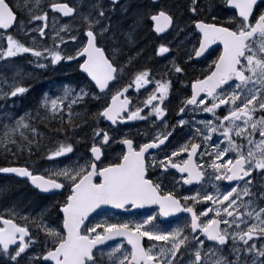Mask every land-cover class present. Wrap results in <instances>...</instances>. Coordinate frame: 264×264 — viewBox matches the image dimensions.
I'll return each instance as SVG.
<instances>
[{
	"label": "snow or ice",
	"instance_id": "obj_1",
	"mask_svg": "<svg viewBox=\"0 0 264 264\" xmlns=\"http://www.w3.org/2000/svg\"><path fill=\"white\" fill-rule=\"evenodd\" d=\"M73 61L84 82L15 112ZM0 156L53 197L0 209V264H264V0H0Z\"/></svg>",
	"mask_w": 264,
	"mask_h": 264
},
{
	"label": "flooded vegetation",
	"instance_id": "obj_2",
	"mask_svg": "<svg viewBox=\"0 0 264 264\" xmlns=\"http://www.w3.org/2000/svg\"><path fill=\"white\" fill-rule=\"evenodd\" d=\"M13 2L16 3V0H13ZM166 2L169 4H173V3L179 2V0H166ZM21 3H22V0H21ZM156 44H158V41L152 40L151 43L148 44V48H147L145 55H148L149 53H151L153 45H156ZM181 55H183V53H181ZM144 63L145 62H144L143 58H141L140 62L137 64V67L144 66ZM163 64L161 62H158L157 59L155 58V59L151 60V62L148 64V66L153 67V69H155L154 66H156L158 71L163 73L164 72ZM67 65L78 67L74 61L70 62V63H62L61 64V66H67ZM194 67H195L196 72H198L199 68L202 67V65H195ZM55 70L57 71V68H55ZM187 73H188V77H192L194 75V69L192 67H189L187 69ZM69 81L72 84H75L74 81L79 84V83H81V77H80V75L71 76L70 80H68L67 82H69ZM185 83H187V79L185 80ZM185 91L186 90L180 89L179 86H177L176 89L174 90L173 96L171 97L172 103H171L170 107H171L172 111L169 114V119H170V122H172V123H174L175 120L177 119V116L175 115L176 110L178 108V100L176 99V96L180 95L182 92H185ZM91 106H95V104H92ZM200 118H210V117H208V114H204V116H202ZM144 126H145V122H136L134 124H130L128 127L135 129V128H143ZM181 138H182V134H181V136L177 137V140H179ZM172 143L176 144V141L174 140ZM118 151H119V146H117V152ZM115 154L116 153L114 152L113 156H115ZM162 155L163 154H161V156ZM34 161H36L35 157H34ZM36 165L37 166H46V163L43 160H40L38 163H36ZM21 186H23L22 190L24 192H26V196L30 197L29 200L31 201L33 207L34 206H40L41 204L49 203L53 199V197L50 198V197H45V196H42L43 198L40 199V197L37 194H35L33 190L29 189L27 186L24 187V185H22V184H21ZM192 187L194 188L196 186L193 185ZM181 191H185V194H187L186 188L181 189ZM55 199H62V197L57 196V197H55ZM115 212L120 213V211H115ZM151 212H152V209H149L147 211H132L131 214L121 213V218L141 219L144 214H149ZM209 215H211V213Z\"/></svg>",
	"mask_w": 264,
	"mask_h": 264
},
{
	"label": "rangeland",
	"instance_id": "obj_3",
	"mask_svg": "<svg viewBox=\"0 0 264 264\" xmlns=\"http://www.w3.org/2000/svg\"><path fill=\"white\" fill-rule=\"evenodd\" d=\"M18 2H21V0H18ZM29 66L30 65H28V64H26L25 65V68L27 69V68H29ZM32 66V65H31ZM43 72V71H42ZM41 72V73H42ZM41 73L39 74V77H40V79L42 78L41 76ZM50 77L51 76H47L46 77V79H45V81H47V79L49 80L50 79ZM53 77V76H52ZM54 78V77H53ZM39 79V80H40ZM39 84V82L37 81L36 83H35V85H38ZM39 86H42V85H39ZM33 100V102L36 104V101H37V98H34V99H32ZM34 104V105H35ZM33 105V106H34ZM32 105H31V103H30V101H29V107L30 108H32L33 107ZM96 108V105L95 106H93V109H95ZM26 110H28V107L27 108H25V111ZM17 114H20V112H18V111H15ZM22 113V112H21ZM2 157V156H1ZM2 159H4V158H2ZM4 185H6V186H9V188L11 189L10 190V192H9V194H8V200H6V201H4V202H2V203H0V209H2L7 203H9L10 201H14V200H16V199H18V198H22V199H24V200H29V196H26V192H24L23 190H22V187L23 186H21V184L20 183H15V182H13V181H8L7 179H5V178H0V186H4ZM25 187V186H24ZM41 206H34V208H36L37 210L40 208Z\"/></svg>",
	"mask_w": 264,
	"mask_h": 264
},
{
	"label": "bare ground",
	"instance_id": "obj_4",
	"mask_svg": "<svg viewBox=\"0 0 264 264\" xmlns=\"http://www.w3.org/2000/svg\"><path fill=\"white\" fill-rule=\"evenodd\" d=\"M18 2V0H16V3ZM49 42H51V41H49ZM41 79L38 81L39 82V84L38 85H35V87H44L45 86V84H48V82H49V80L47 79V82L45 81V79H46V77L47 76H51V78H53V77H56L57 76V71L55 70V69H48L47 71H43L42 73H41ZM53 76V77H52ZM46 82V83H45ZM39 85H42V86H39ZM9 160H11V158H9ZM0 178H2V177H0Z\"/></svg>",
	"mask_w": 264,
	"mask_h": 264
}]
</instances>
